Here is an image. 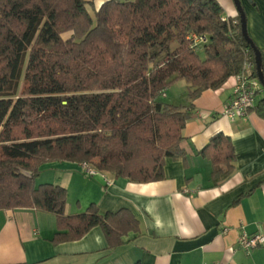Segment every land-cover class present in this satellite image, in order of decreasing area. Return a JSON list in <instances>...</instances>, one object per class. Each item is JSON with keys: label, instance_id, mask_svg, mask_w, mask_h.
<instances>
[{"label": "trees", "instance_id": "trees-1", "mask_svg": "<svg viewBox=\"0 0 264 264\" xmlns=\"http://www.w3.org/2000/svg\"><path fill=\"white\" fill-rule=\"evenodd\" d=\"M87 5L0 0V209L53 214V244L99 226L114 248L138 231L134 215L100 213L95 203L66 214V189L37 184L40 167L87 162L131 182L162 180L165 158H184L192 113L161 94L177 80L189 84L191 100L218 89L241 70L244 50L253 52L239 15L226 16L217 0H107L93 14ZM193 34L206 39L202 57ZM261 68L264 75L263 53ZM257 108L264 118V98ZM199 153L213 185L232 173L228 136L212 135Z\"/></svg>", "mask_w": 264, "mask_h": 264}, {"label": "crops", "instance_id": "crops-1", "mask_svg": "<svg viewBox=\"0 0 264 264\" xmlns=\"http://www.w3.org/2000/svg\"><path fill=\"white\" fill-rule=\"evenodd\" d=\"M86 1L93 14L107 0ZM217 1L226 16L238 14L232 0ZM240 1L247 33L264 54V0ZM200 45L196 49L202 57ZM184 82L183 102L173 103L168 90L162 98L192 113L182 131L184 158H165L162 180L137 183L108 172L91 176L80 163L69 161L40 167V183L66 189V214L84 211L90 203L100 213L127 209L138 220V231L128 233L114 248L107 247L99 226L78 240L53 244V214L0 209V264H264V243L248 253L237 245L241 230L264 233V118L257 108L264 88L246 118L229 119L222 110L231 98L234 76L192 100ZM216 133L230 138L235 160L232 173L213 185L211 162L199 152Z\"/></svg>", "mask_w": 264, "mask_h": 264}, {"label": "built area", "instance_id": "built-area-1", "mask_svg": "<svg viewBox=\"0 0 264 264\" xmlns=\"http://www.w3.org/2000/svg\"><path fill=\"white\" fill-rule=\"evenodd\" d=\"M225 20V17L222 18ZM194 45L197 43H204L206 41L205 37L190 35ZM253 56L244 50V60L242 63L241 70L234 75L235 85L232 90V95L229 101L224 104L222 113L229 119L235 118H246L250 112L255 107V99L257 93L262 89V85L257 78L255 73V63L253 62ZM163 92L161 96H164ZM81 170L91 176H96L101 174L89 163H80ZM103 181L105 184H110V179L105 178L103 175ZM227 229L223 228V232ZM264 243V233L262 231L257 233L249 234L244 230H241L237 245L243 249L245 252H250L253 248L258 247ZM219 264V263H213Z\"/></svg>", "mask_w": 264, "mask_h": 264}, {"label": "water", "instance_id": "water-1", "mask_svg": "<svg viewBox=\"0 0 264 264\" xmlns=\"http://www.w3.org/2000/svg\"><path fill=\"white\" fill-rule=\"evenodd\" d=\"M235 8L237 10V13L239 15V23H240V32L245 40V42L250 46L253 52V57H254V63H255V68H256V75L258 80L260 81L261 85L264 88V75L262 72L261 68V53L259 49L254 45L253 41L249 37L247 33V27H246V18H245V13L243 11L241 1L240 0H232Z\"/></svg>", "mask_w": 264, "mask_h": 264}, {"label": "rangeland", "instance_id": "rangeland-1", "mask_svg": "<svg viewBox=\"0 0 264 264\" xmlns=\"http://www.w3.org/2000/svg\"><path fill=\"white\" fill-rule=\"evenodd\" d=\"M131 1V0H128ZM90 10V9H89ZM63 38H67L68 37V33L63 34L62 35ZM200 54V52H199ZM184 88H185V82L183 80H177L176 82H174L173 84H171L166 90L168 93V99H171V101L174 103H180L183 102V98H185L184 96ZM264 90V89H263ZM163 98V96H162ZM168 99L166 98V101H168ZM171 103V102H170ZM42 182L41 179H36V183H40Z\"/></svg>", "mask_w": 264, "mask_h": 264}]
</instances>
